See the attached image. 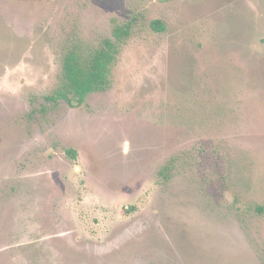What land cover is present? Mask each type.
<instances>
[{"label": "rangeland", "instance_id": "374dc122", "mask_svg": "<svg viewBox=\"0 0 264 264\" xmlns=\"http://www.w3.org/2000/svg\"><path fill=\"white\" fill-rule=\"evenodd\" d=\"M130 21L108 90L27 116ZM0 264H264V0H0Z\"/></svg>", "mask_w": 264, "mask_h": 264}, {"label": "trees", "instance_id": "16d2710c", "mask_svg": "<svg viewBox=\"0 0 264 264\" xmlns=\"http://www.w3.org/2000/svg\"><path fill=\"white\" fill-rule=\"evenodd\" d=\"M157 32L164 30L158 19L150 22ZM133 29V22L116 24L111 37L102 39L98 45L82 48L79 45H64L58 56L59 69L54 89L45 96L46 101L80 106L93 93H101L110 88L112 68L117 60L120 47L126 43ZM72 153V154H71ZM68 155L73 157L71 150ZM174 160H168L161 168L160 177L166 179ZM172 164V167H173Z\"/></svg>", "mask_w": 264, "mask_h": 264}, {"label": "flooded vegetation", "instance_id": "af4514ba", "mask_svg": "<svg viewBox=\"0 0 264 264\" xmlns=\"http://www.w3.org/2000/svg\"><path fill=\"white\" fill-rule=\"evenodd\" d=\"M47 96V95H46ZM86 101H84L83 104H81L80 106H76V105H68L66 103H56L54 104L53 102H50V101H46L45 100V96L42 97V99L40 100V103L37 104V106L34 108V109H30L28 112H27V116L28 117H42V116H48L49 114H51V112L53 111V109L56 107V106H60L61 104H65L68 108H77V107H81L83 105L86 104ZM71 150L75 153V155L73 156L75 158L76 156V152L72 149H66L64 150L66 152V154L68 155V151ZM72 154V153H71ZM72 157V158H73ZM166 163V162H165ZM163 163L161 165V167L159 168L158 172H157V175L160 176V172H161V168L163 167V165L165 164Z\"/></svg>", "mask_w": 264, "mask_h": 264}]
</instances>
